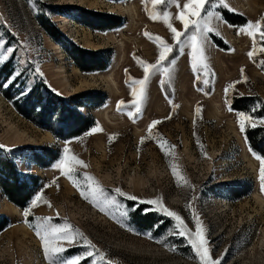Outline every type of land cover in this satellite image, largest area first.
I'll return each instance as SVG.
<instances>
[{
	"label": "rangeland",
	"instance_id": "rangeland-1",
	"mask_svg": "<svg viewBox=\"0 0 264 264\" xmlns=\"http://www.w3.org/2000/svg\"><path fill=\"white\" fill-rule=\"evenodd\" d=\"M71 1L0 0V53L9 57L0 63V153L12 158L22 179L38 178L30 201L25 208L18 207L17 213V206L0 188V216L9 220L0 233V264H48L35 233V226L41 223L37 217H50L54 225L67 222L79 229L104 254L102 264H199L187 238L174 233V218L155 210L159 205L141 202L149 200H159L178 213L190 232L195 231L193 215H197L212 259L219 264H241L238 254L256 231L261 235L257 230L263 227L257 214L260 207L254 196L264 204V187L260 180L262 158L247 149L240 123L264 126V121L241 120L239 113L229 109V102L241 96L264 102V72L260 68L264 39L256 29L255 37L247 34L248 23L255 24L264 17V0H225L227 7L213 0L215 6H206L201 24L206 22L213 29L204 44L207 68L199 64L193 68L188 54L187 36L195 29L190 27L175 44L164 23L163 13L167 12L173 27L184 31L176 16L187 0H177L179 8L169 0L158 5L152 0H83L85 6ZM119 4L133 8L137 17L134 24L117 10L110 11ZM222 8L246 23L231 25L219 13ZM81 10L117 19V26L105 30L86 26L79 15ZM98 20L104 19L91 22L97 24ZM41 24L53 26L58 38ZM112 36L124 43V56L116 42L108 40ZM156 37L174 45L169 59L175 63L169 76L159 72L151 75L142 110L136 115L131 106V81L143 78L141 62L155 63L158 58L160 41ZM71 47L93 52L104 59L102 63L106 61L105 67L81 70L68 51ZM7 48L13 52L7 53ZM110 75L117 90L112 96L100 81ZM83 82L87 84L81 88ZM45 87L90 118L92 127L77 137L60 139L18 111L16 104L24 110L29 108L23 103L30 91L35 94L30 103L36 102L37 94L46 96ZM96 93L103 101L95 99L96 104H90L89 95ZM119 101L124 102L120 111ZM154 120L161 122L149 135ZM11 126L25 136L16 139ZM59 128L67 134V126L52 124L54 131ZM65 147L68 155H75L86 165L77 167L76 183L92 185L85 179L90 175L103 189L96 194L95 203L83 199L80 190L55 167L65 155ZM142 182L143 190L137 186ZM117 188L138 199L118 195L114 191ZM38 194L43 199L33 207L31 202ZM246 203L247 209L241 212ZM26 209L30 210L28 217L24 216ZM19 241L32 252L25 255L27 251L19 249ZM77 241L72 247L65 244V257L85 252L83 241L79 237ZM262 248L263 258L264 244ZM92 259L99 262L100 256L80 264H91Z\"/></svg>",
	"mask_w": 264,
	"mask_h": 264
},
{
	"label": "snow or ice",
	"instance_id": "snow-or-ice-1",
	"mask_svg": "<svg viewBox=\"0 0 264 264\" xmlns=\"http://www.w3.org/2000/svg\"><path fill=\"white\" fill-rule=\"evenodd\" d=\"M164 0H152L153 4H161ZM170 3H177V0H169ZM220 5L227 7L225 4V0H216ZM212 4L213 0H187L186 3L183 4L182 8L179 11V14L176 16V19L179 20L182 25L184 31H178L173 25L169 22V13L164 12V23L167 28L170 30L172 35V40L175 44H179L181 42V38L185 36V34L189 31L190 27L194 28L195 31L192 32L191 35L187 36V46L191 49L188 53L192 58V66L196 68L197 65H202L204 68H207L206 64V56L204 52V44L207 39V34L212 32L213 29L208 26L205 22L202 26L201 24V13L204 11L207 5ZM177 7L180 5L177 3ZM209 15H211L209 13ZM151 19L156 20L157 16H150ZM253 29L259 30L258 34L261 39H264V17L261 18L260 21H257L255 24L249 22L247 25V34L249 36L255 37L256 33H254ZM241 31H245V29H241ZM157 40L160 41L158 45V58L155 63H147L141 62V67L143 69V78L142 79H133L131 81V95L134 98L131 106L135 109V114L138 115L141 112V105L145 97L146 86L148 81L153 73H161L163 76L167 77L170 75L171 66L174 65L175 60H170V53L174 50V45H169L164 42L162 38L156 37ZM255 46V39H254ZM7 53L11 54L13 49L7 48ZM248 56L252 58L253 52L250 51ZM9 57L3 53H0V63L7 60ZM168 64L169 66L165 67L164 65ZM243 72V70H241ZM20 73H16L19 75ZM14 78V77H13ZM166 81L161 80V83H165ZM128 83V81H126ZM6 86V85H5ZM138 86V87H137ZM122 106H124L123 101L118 102L117 110H122ZM199 112L200 109L197 108ZM129 116H133V113L129 111ZM170 118V117H169ZM240 119L247 121L250 120V117L244 116L240 114ZM161 121H152L149 125V135H151V130L155 125L159 124ZM245 125L243 122L240 123L241 131H244ZM142 138V142H143ZM65 155L61 158V160L55 165L56 168L61 170V173L68 177L74 184L75 187L80 190V195L83 199L89 200L90 202L95 203L96 194L98 192H102L103 189L95 182L94 178L90 175H86L85 179L87 181H92V185H80L76 183L74 179L75 173L77 171L78 166H86L84 162L78 159L75 155H68L69 149L67 147L64 148ZM260 167V180L262 183V187H264V159L261 160ZM173 175L176 176L177 172L173 169ZM78 179V177L76 178ZM183 179V177H180ZM185 183H187L185 181ZM94 185V186H93ZM120 196H126L128 199L137 200L138 198L132 195H128L124 193L121 189L117 188L114 190ZM43 196L38 194L32 203V206L35 207L37 202L42 200ZM142 203H149L155 205H159L155 210L162 211L168 217L174 218L176 223L173 225L174 233H178L180 236L186 237L191 247L193 248L196 257H198L199 264H219L218 261L213 260L210 255V250L207 245V240L205 237V230L203 228L202 222L200 221L197 215H193V222L195 224V231L190 232L187 228L184 219L176 212L170 211L166 207L163 206L162 202L159 200L156 201H141ZM190 207V205H189ZM30 210L24 211V216H29ZM37 220L41 221V223L35 226V233L41 242V246L44 252L46 259L48 260V264H80V262L86 258H93L94 255L98 254L100 256V261L98 262L95 259H92L91 264H102L104 259V254L99 252L96 249V246L89 240L79 229H74L69 223L65 222L63 224H52L50 217H37ZM27 223V221H26ZM29 227H32L29 224ZM77 237L81 241L86 248L84 253L76 255L74 257H65L64 253L67 251L65 244L67 247L74 246L78 241Z\"/></svg>",
	"mask_w": 264,
	"mask_h": 264
},
{
	"label": "trees",
	"instance_id": "trees-1",
	"mask_svg": "<svg viewBox=\"0 0 264 264\" xmlns=\"http://www.w3.org/2000/svg\"><path fill=\"white\" fill-rule=\"evenodd\" d=\"M219 13L225 21L233 26H239L246 23L244 18H241V16L230 15L225 8L219 10ZM79 15L82 17V23L89 27L105 30L117 26V19L103 17L94 12L81 10L79 11ZM100 18L104 20H98L99 22L97 24H92L91 21H94L95 19L97 21V19ZM41 25L51 32L53 36L55 35L57 37L53 26L49 27L44 24ZM217 44L224 50L228 49L227 46L222 43ZM64 48L67 49L66 46H64ZM68 51L76 65L83 71L103 70L105 67L103 64L106 61L102 63L104 59H99L93 52H87L78 47H71ZM260 68L264 72V62ZM44 89L46 96L37 94L36 102L34 101L32 103L30 102L31 100L33 101L35 94L30 91L23 103L29 108L24 110V108L16 104L18 111L28 119L32 120L36 126L43 130L50 131L53 136L60 139L77 137L92 127L93 122L90 118L79 114L76 108L67 105L62 98L54 95L48 90V88L45 87ZM89 96L90 98L88 99V102L90 104L94 103L95 99L100 101V103L103 101V97L99 93L90 94ZM229 109L236 113L247 115L251 120L258 122L264 121V102L260 98L248 96L233 97L229 102ZM65 112H67L68 115H64ZM56 122L61 123L64 128L67 126V134H62V128H59L57 132L52 129V124ZM243 136L249 151L259 158L264 159V126L261 124L251 125L250 123H247L245 124ZM37 179L38 178L34 176L22 179L16 171L12 158L10 156H3L0 153V188L5 198L12 204L16 205L17 208L19 207L23 209L26 207L32 196V186L35 185ZM240 196H243V194L238 197ZM137 212H140V208L137 209ZM8 223L9 220L6 217L0 216V233L6 229Z\"/></svg>",
	"mask_w": 264,
	"mask_h": 264
},
{
	"label": "bare ground",
	"instance_id": "bare-ground-1",
	"mask_svg": "<svg viewBox=\"0 0 264 264\" xmlns=\"http://www.w3.org/2000/svg\"><path fill=\"white\" fill-rule=\"evenodd\" d=\"M76 1H78L79 5H81V6H85V4H86V2H83V0H76ZM70 3H73V2L71 1ZM95 4H96L95 2L94 3H90L91 6H95ZM114 10H117L119 13L123 14V16H126L129 19V21H130L131 24H134L135 23V20L137 19V17H136L135 11L133 10V8L131 6H128L127 4H119V5L114 6L113 8H110V11H113L114 12ZM61 23L63 25H65L67 22H66L65 19H63ZM108 40H111L113 42H116V45H117L116 48L123 54L124 43L121 42V40L117 42V40L115 38H113V36L112 37H109ZM123 56H124V54H123ZM63 79H64L63 82L64 81L66 82L67 78H63ZM100 81H102L105 84L106 91L111 96L117 91L116 90V85L114 83V80H113L112 75L101 77L100 78ZM86 84L83 82L81 84L82 85L81 88L83 87V85L86 86ZM105 119H109V118H106L105 117ZM9 129L11 131H13V136L16 139H18V140L22 139V137L25 136L24 133L23 132H20L17 127L11 126ZM196 162L198 164L199 161L197 160ZM152 174L154 176V173H152ZM130 185H132V189L134 190L133 180L130 181ZM137 186H138V188L140 187L141 190L144 189V183L143 182L141 184L137 185ZM254 202H255L256 205H258L260 207V210L257 212V214H258V217L260 219V224L262 223L263 227L257 229V230H259V232H260L261 235L257 236V234H255L257 232L256 231L251 236V239L249 241L250 244L245 245L243 247V251H241L238 254V260H240L241 264H260V263L263 264V262H264V259H263L264 257L262 258V256H261V255H263V254H261L262 253L261 249H263L262 248V244H264V204H263L262 200L259 199L258 196H254ZM247 205H248V203H246L245 205L241 206L240 211L241 212H244L245 211V208L247 207ZM18 211H19L18 208H14V212L15 213H17ZM223 212H226V210H224ZM22 236H26V234H23ZM20 241H22V239ZM20 241L18 243L19 249L21 251H23V253H25V251H27L25 253V255H28L29 253H31L32 251L29 249L28 246H26L25 242H20ZM28 250H29V252H28ZM233 264H235V263H233Z\"/></svg>",
	"mask_w": 264,
	"mask_h": 264
}]
</instances>
